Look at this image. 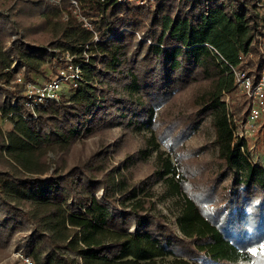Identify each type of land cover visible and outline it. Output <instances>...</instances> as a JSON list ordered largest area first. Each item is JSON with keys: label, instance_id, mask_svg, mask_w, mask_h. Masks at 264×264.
I'll list each match as a JSON object with an SVG mask.
<instances>
[{"label": "trees", "instance_id": "obj_1", "mask_svg": "<svg viewBox=\"0 0 264 264\" xmlns=\"http://www.w3.org/2000/svg\"><path fill=\"white\" fill-rule=\"evenodd\" d=\"M76 2L0 0V246L17 235L34 264H264V165L234 136L248 100H225L239 56L260 70L264 15L249 0ZM72 64L75 87L24 104L26 82ZM204 123L212 139L186 148Z\"/></svg>", "mask_w": 264, "mask_h": 264}, {"label": "built area", "instance_id": "obj_2", "mask_svg": "<svg viewBox=\"0 0 264 264\" xmlns=\"http://www.w3.org/2000/svg\"><path fill=\"white\" fill-rule=\"evenodd\" d=\"M254 4L260 14L264 15V0H249ZM71 3L77 7L76 0ZM83 25L89 27V23L81 16ZM257 48L260 55V70L257 75L249 72L247 60L250 55L239 56L240 64L232 67L233 80L236 88L248 100V110L242 122V130L234 131L235 137L246 138V134H251L257 128V122L264 114V22L261 32L257 35ZM67 73L61 70L58 75L49 80H42L37 83L26 82L23 93L25 96L24 104L29 108L45 104L49 100L57 99L59 92L62 90L60 83L66 81L69 88L75 87L81 78L80 69L77 65H69ZM16 82H22L21 76H16ZM25 264H34L28 256H21Z\"/></svg>", "mask_w": 264, "mask_h": 264}, {"label": "rangeland", "instance_id": "obj_3", "mask_svg": "<svg viewBox=\"0 0 264 264\" xmlns=\"http://www.w3.org/2000/svg\"><path fill=\"white\" fill-rule=\"evenodd\" d=\"M10 0H4V4H8ZM67 57L69 58V56L67 55ZM250 57H252L250 55ZM248 57V58H250ZM61 70H64L67 73L68 71V67L66 69L61 68L59 69V72ZM58 72V73H59ZM16 76H21V73L18 72L16 74ZM15 82H16V77H15ZM61 89L65 90V92L69 91V85L68 83H66V81H61L60 83ZM24 94V93H23ZM230 97L239 100L240 98H242V94L241 92L236 88V90H234L232 92V95L230 96H225V100L227 102H229ZM160 111V110H159ZM257 128L255 129L254 132H252L251 134H246V141L249 145V151L252 153L253 157L258 160V162L262 165H264V114L262 115V117L258 120L257 122ZM242 122L241 121H235V127H234V131H240L242 130ZM0 126L6 130L9 129L10 127V122L8 120H6L5 118H0ZM201 129L203 130V132L195 135V136H191L190 138H188L185 142V147L186 148H196L199 147L201 145L206 144L207 141H210L212 139L213 133H212V129L211 127L207 124L204 123L201 126ZM163 148L165 149V147L163 146ZM52 154L50 153V158H51ZM185 169L187 170L189 177H195L196 175L192 173V168H191V163L189 162V159H185ZM188 190H194V189H198L200 190L199 192V198L201 199V202H204L203 197H202V189L201 188H192L191 186H187ZM206 204V203H205ZM17 235H15L14 237H12V239H10L9 242H7L6 244H3L2 246H0V264H25V262L22 259V255L26 256L23 254V251L20 248H17L14 244V239L16 238ZM264 244V243H263ZM252 249H255L254 247ZM30 258V257H29ZM160 264H171L170 263V257H165L160 259Z\"/></svg>", "mask_w": 264, "mask_h": 264}, {"label": "snow or ice", "instance_id": "obj_4", "mask_svg": "<svg viewBox=\"0 0 264 264\" xmlns=\"http://www.w3.org/2000/svg\"><path fill=\"white\" fill-rule=\"evenodd\" d=\"M250 251H251L253 254H256V252H257L256 249H250ZM260 251H261V252H264V244H261V246H260Z\"/></svg>", "mask_w": 264, "mask_h": 264}]
</instances>
